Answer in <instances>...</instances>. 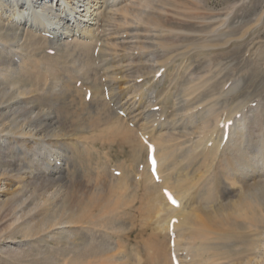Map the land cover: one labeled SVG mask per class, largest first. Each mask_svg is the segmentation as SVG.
Returning <instances> with one entry per match:
<instances>
[{"label":"rangeland","instance_id":"1","mask_svg":"<svg viewBox=\"0 0 264 264\" xmlns=\"http://www.w3.org/2000/svg\"><path fill=\"white\" fill-rule=\"evenodd\" d=\"M137 3L134 7H128L129 12L127 16H130L133 19L135 24V27L131 26L134 28L133 30H135L136 33L141 32L142 34L140 37L136 36L137 39L135 38L133 40L134 44H121L120 48L128 46L129 48L127 47L124 49H131L128 50V52L131 51L132 53L129 52L126 54L131 55L130 60L132 62L136 57L137 60L135 59L133 63L146 62L148 59L149 61H147L150 62L149 64H154V62H162L166 58L174 56V58H169V63L171 61L172 66L170 64L168 65V68H170L164 73L165 75H157L158 71L157 73L154 71V69L157 70L156 67L152 68V71L148 70L151 68L147 66L140 69L136 68L137 70H133V68L127 72L125 71V73L123 71L126 69L120 70L116 77H120L119 79L128 78L133 80L137 76L145 75L143 79H146L149 83L152 82L150 84H152L154 95L150 96H154V100L156 96L160 98L161 95H167L166 101L168 103L166 102L164 108L161 107V109L163 108L162 110H165V112L162 113H164L165 116L167 115V119L171 120L175 118L177 119V122H180L182 119L184 120L187 117L186 115L190 117L195 111H197L195 114L199 117L201 111H203L201 113L205 114L208 108H213L214 106H216L217 110H223L220 112L222 116L220 115L219 119H225L228 117L226 113L228 112L227 114H229L234 107H236L237 103H243V108L240 110L236 109L239 113H236V117L234 116V119H232L233 121L231 122H236L235 119H240V116H248V130L245 132V137L247 138L246 142L249 141V135L252 133L254 134L256 131L261 132L260 138H262L264 135V131H261L264 128V0H147L145 2L139 1V3ZM5 25L0 22V31H2L0 32V35L3 37L2 40L5 43L7 42V45L9 44V46L11 41H13V44L10 46L12 48L11 54L6 53V51L0 48V67L2 68L3 65L4 68L2 71L3 74H0V95L2 94L1 97L5 98L2 100L0 97V102L1 100H6L7 97L11 96L12 92L18 89L25 93V95L27 94L26 96L32 97L30 99L32 100V104H38V107L47 110L48 107H50V110L57 114L59 121L62 123L63 131L73 135L74 142L79 148L76 151L75 158H72L73 161L71 160V165L73 164L72 166L74 167L70 169L71 171H69L68 174L70 185L68 184V187H61L62 189L58 188L55 196L57 198L53 196L54 200H50V202H54V204H51L48 201V204H40L42 206L38 208L36 206L39 204L37 203V205L34 202L24 204L26 205L25 207L20 206L18 208V204L21 201L17 203L14 196L9 191L4 195L3 199H6L5 201L7 202L5 206H0V224L2 225L0 226V264H113L112 262L117 264H165L162 245L165 243L170 249L173 242L171 239H168L170 237H167L166 239L164 235L161 234L156 236L154 233L156 225L154 224L150 226V222H152V224L155 223V215H151L154 212L150 209L152 204L151 201H149V198L152 197L153 193L151 192L152 195H150L151 193L149 191L151 190H147V188H149L148 183L142 178V173L144 172L143 168L149 166L148 144L152 143V138H154V136H147V138L144 139L142 133L139 132L140 129H138L135 124L131 125L129 121H127L128 117L114 106L110 101V97L108 98L107 93H109L110 90L106 81L108 73L105 71V67L107 66L102 67V63L97 59V51L95 50L96 46H94V51H92V49H89L88 47L86 48L72 43L71 45H66L62 51L56 52L55 54L52 46L48 44L45 39H37L38 36H36V33L31 30H27L20 26H18V28L17 25ZM151 33H154L155 35ZM17 39H20V41H15ZM135 44L136 49H133L135 48ZM15 47H17V49L19 47L20 50L18 49V51H16ZM97 48L98 47H96V49ZM138 48L140 51H138ZM19 51H21V53ZM147 51L149 54H147ZM187 51L192 54L188 55V53H186ZM180 53H184L186 56L178 58V54ZM132 56L134 57L132 58ZM141 56H143L142 59H140ZM154 56L159 59L152 58ZM127 58L128 57H126L125 54H122L118 60L122 59L121 61L119 60L120 62H131ZM10 60L14 61L12 62ZM118 60L115 59L116 63L114 62L115 64H111V66L119 65L120 62ZM9 61L11 63H9ZM8 69L9 74L7 73ZM131 71L134 73L133 75L130 74L132 73ZM6 77L8 79H6ZM173 80L175 84L172 82ZM144 83L141 82V85L139 84V86L136 87L135 85H138V83L131 84L135 88L132 87V91L134 92L138 89H144L143 87H146ZM232 85L234 90H232ZM237 85L240 86L238 87ZM192 87L194 89H192ZM226 90H228V93H225L227 92ZM181 91L186 95L181 93ZM5 92H7V94L3 95ZM95 96L96 98H94ZM247 99L249 101H247ZM214 100L216 101L214 102ZM226 100L228 101L226 102ZM171 103L175 106L171 105ZM197 104L199 107H197ZM201 105H203V107L206 106V108L203 109ZM172 106L174 107L172 108ZM200 108H202V110H200ZM227 108L228 111L225 110ZM180 110L181 112L178 113ZM123 118L124 120H127L124 121ZM120 119L126 123L129 130L133 129L130 130L132 135L130 136L128 134V138L126 136L127 132L125 133L124 131L126 128H122V125L124 124L120 122ZM238 119L237 122L240 123ZM194 131H196V129L193 130L191 128L185 129L184 127H179L175 131L176 134L179 135L177 136L179 139L176 137L177 140L174 139L170 142L171 144H169L175 148L177 147L176 154L178 155L177 157L175 156V158L179 160L178 162L182 165L179 166L181 169L179 172L181 171L184 173L180 172L181 175L183 174L184 178H191L190 180L188 179L186 183L184 182L182 186L187 187L188 184L189 188H192L191 190L189 189L190 194L192 192L194 194L196 193L195 195L198 197V199H196L197 207H195L199 210L202 209L203 211L202 207H204L205 210L206 204L205 201H203V198H201V195L204 194L202 197H205L209 193V189L212 185L215 187L213 188L215 190L214 192L219 193H214V205L216 202H226V200H230L234 195H237L240 192L239 188L235 191H227L229 185L225 181L226 173L223 167L227 165V157H231L232 161L236 164L238 161H241V158H239V160L233 159V151L228 146L230 138H228L227 142H223L225 136H221L218 141L221 143L222 150H220V153H222V151L223 153L219 159L212 163L211 158H208V156L205 158V151L195 144L198 142V136L191 135L193 139H191V136H188ZM177 132L180 133L178 134ZM157 134H155V137ZM181 136H183V138ZM253 136L255 139L257 138V135H252V137ZM93 138L95 140H93ZM257 140L258 138L255 141ZM256 144L257 143L253 142L251 144V149H257L258 146ZM192 149L193 152H189V150ZM246 149L248 150L247 147H243L242 151H245ZM195 150L197 152H195ZM190 155L192 156L190 157ZM189 161H192L193 163H190ZM205 161L211 162H208L210 165ZM143 163H145L146 166ZM221 164H223V166ZM199 167L200 169H198ZM214 176L216 178L218 177L219 180L218 178L215 180ZM208 182H210V184ZM39 184L41 185L40 188L38 187ZM42 184L45 185L44 180L38 182V186L34 187L35 189L37 188V190L33 188L35 194L37 193V195H40L42 193ZM128 184L134 186L130 185L131 187H128ZM122 185H125L126 188ZM205 185L206 189L204 188ZM201 187L205 190L208 189V191L204 193L205 190L203 189L204 191L202 193ZM195 188L201 190H198L197 192L192 191L193 189L195 190ZM124 189L126 191H123ZM115 190L121 192L120 194H122V196L128 197V199L126 197L124 199V197L120 196L122 200L126 201L127 199L125 202L126 204H124L122 200L121 202L117 201L120 200V197L118 196L119 192H116ZM134 190L136 193L133 192ZM75 192L76 194H73ZM263 192L264 191L260 189L259 193L261 197L262 195L264 196ZM127 193L128 196L124 195ZM193 193L191 195L194 196ZM108 195L113 198V200H111L110 197L108 198ZM11 196L14 198L13 200H11ZM63 198H65V200ZM115 198H118L116 200L118 206V203H121L119 207L120 210L116 207ZM129 198H131L133 202H131L126 208L124 206H127L129 203L128 201H131ZM93 200L99 205V209L102 208L104 211L107 209L105 216L101 217L104 211L102 213L99 212L102 210H99L98 207L97 209L95 208L96 204ZM90 201H92V204ZM105 201L107 202L106 205ZM112 201L115 203H112ZM143 201L144 203L146 201V204H144ZM108 202L114 204V206L116 205V208L112 204L110 206H113V209L110 208ZM90 204L95 205L92 208ZM132 204L135 205L130 206ZM211 204L208 206L209 208L214 206ZM91 208L92 210L95 208V210L92 211ZM109 208L110 210H108ZM129 208L131 210H135L136 208L139 209L137 211H131ZM21 209L23 211L22 213ZM25 209L26 211H24ZM143 209L146 211H141ZM14 210L15 213H13ZM111 210L118 211V214H116V211L111 212ZM80 211L84 212V214ZM108 211L117 216L108 215ZM48 212H50L49 215ZM119 212L122 215H120L121 217L119 216ZM145 212H148L149 214ZM98 213H101V215ZM14 214H19L21 216L19 218L18 215ZM199 214L200 213H198V215ZM77 215H79V217H77ZM143 215L146 216L147 220H145ZM54 216L59 219H56ZM114 216L121 220H116V218H114L115 220L110 219ZM200 216L201 215L197 216L198 219ZM82 217L83 220H80ZM148 219L150 220L148 221ZM142 220H145V224ZM74 221L77 222L75 223ZM62 223L64 224L61 225ZM65 223H68L69 228L66 227L67 225ZM34 224L38 225L37 229ZM40 224L42 227L46 224L45 227L47 231L45 227L43 229L40 228ZM54 224L55 226H53ZM28 225H31L30 229H32L30 231H27L29 227ZM147 225L150 226V228ZM38 228L39 230L42 229L39 233H37ZM31 231L33 233H30ZM47 233L54 236V240L52 237L49 238ZM156 239L157 242L155 241ZM151 244L154 245V247ZM110 247L112 250L109 249ZM113 248H115V250ZM157 249H159V251ZM117 251L120 252L117 253L119 255H116ZM152 255L155 257L157 256V258H154ZM172 258L173 255L171 252L170 260L171 264H174ZM141 259L143 261H141ZM107 261H111V263H108Z\"/></svg>","mask_w":264,"mask_h":264},{"label":"bare ground","instance_id":"2","mask_svg":"<svg viewBox=\"0 0 264 264\" xmlns=\"http://www.w3.org/2000/svg\"><path fill=\"white\" fill-rule=\"evenodd\" d=\"M139 1L145 2L147 0H0V22L4 25L6 24L5 26L17 25V27L20 26V27L26 28L27 30L28 29L31 30L32 32L36 33V36H38L37 39H39V38L45 39L48 42V44H50L52 46L55 54H56V52L62 51L64 49V47H66V45H71L72 43L79 45V46H84L86 48L88 47L89 49H92V51H94V46L98 47L97 49L95 47V50L97 51V59L100 60V63H102V67L107 66V67H105L106 68L105 71L108 73V75L106 74L105 71L104 72L107 75L106 81L108 83V88L110 90V92L107 93L108 98L110 97V101L114 104V106L117 109H119L121 113H124V115L128 117V120L127 119L126 120L129 121V123L131 125L135 124V126H137L138 129H140L139 132L142 133V136H144L143 137L144 139L147 138V136H154V138H152V143H149L148 145H149V148L151 145L154 146V148H155V155H156V159H157L156 173H157L158 180H156V178L150 173V163H148L149 164V166L147 165L148 167L143 168L144 172L142 171L143 172L142 178L144 179L145 182L148 183L149 188H147V190L150 189L151 191H149V192L153 193V195H152V193L150 194V195H152V197L149 198V201H151L152 205L150 204L151 208H150V206H149V208L154 212L151 215H155V218H154L155 223L152 224V222H150L151 223L150 226L154 225V224L156 225V227L154 229V233L156 234V236L161 234V235H164V237L166 239H167V237H170L168 239L172 240L173 245L171 246L170 249H171V252L173 255V258H172L173 263L175 261H177L178 264H264V196L262 195V197H261L260 193H259L260 189L262 191H264V135L262 136V138H260L261 132L256 131L254 134L251 132L252 134L249 135V137H248L249 141L246 142L247 138L245 137V132L248 130V122H249L248 118H247L248 116L247 117H246V115L240 116L241 117L240 119H238V118L235 119L236 122H231V121H233L232 119H234L233 117L236 115V113H239V112H237L236 109L240 110L241 108H243L242 107L243 103H237V105L235 104L236 107H234V109L231 112L229 111L230 112L229 114H227L228 112L226 113V115H228V117H226L225 119H219L220 115H221L220 112H222L223 110L222 111H221V109L217 110L216 106H214L213 108H208V110L206 109L207 111L205 110L206 111L205 114L201 113V112H203V111H201L199 117L197 114H195V112H197V111H195V112H193V115H191L190 117L188 115H186L188 118L185 116L186 118L184 120L182 119L180 122L179 121L177 122V119H175V118L171 119V120L167 119L166 118L167 115L165 116V114L162 113V112H165V110H162V109L164 108V105H166L167 95H165V96L161 95L160 98L156 96V98L154 100H153L154 96H150V95H154V92L152 90V84H150L152 82L149 83L148 81H146V79H143V77H145V75L137 76L133 80L128 79V78H127L128 80L126 78L123 79L122 77H121L122 79H119L120 77H116V75H118V73H119L118 71H120V70L126 69L123 71L125 73V71L127 72L128 70H132L133 68H134L133 70H135L136 68L140 69V68L147 67V66H149V68H151L148 70H152V71H153L152 68L156 67L157 70L154 69V71L156 73L158 71L157 75L158 74L165 75L164 73L167 71V69L170 68V67L168 68V65L169 64L171 65V61L169 63V58H174V56H172V57L170 56V57L166 58L164 61L157 62V63L154 62V64H149L150 62H148L149 61L148 59H147L148 61L146 60V62L133 63L134 60L136 59V57L132 62L130 60L131 55H127L129 52H131V51L128 52V50H131V49H128V50L126 49L127 51L124 49V48H127L128 46L127 47L124 46L123 48H120L121 44L129 45V44L134 42L133 40L135 38L137 39L136 36L140 37V35L142 34L140 32L141 29L139 30L140 33H136L135 30H133L134 28L131 27V26L135 25L133 22V19L130 16H127L128 12H129L128 7H134L137 2L139 3ZM126 28H127V30H126ZM0 32H2V31H0ZM161 33H163V32H161ZM5 34H3V35H5ZM147 34H144V35H147ZM151 34H154V33H151ZM2 38H3L2 35H0V48L2 50L6 51V53L11 54L12 48L10 46H11V44H13V41H11V44L9 46V44L7 45V42L6 43L3 42ZM14 39H16V38H14ZM145 40H146V38H145ZM7 41H10V40H7ZM15 41H20V39H17ZM157 43H158V41H157ZM138 44H140V43H138ZM23 45H21V46H23ZM158 47H159V45H158ZM15 48H16V51H18V49L20 50L19 47H18V49H17V47H15ZM139 48H138V51H140ZM133 49H136V44H135V48H133ZM13 50H15V49H13ZM158 50H159V48H158ZM21 51H19V52L21 53ZM142 51H144V50H142ZM188 51L186 53H188ZM193 51H195V50H193ZM20 53H19V56H20ZM156 53H157V51H156ZM122 54L123 55L125 54V56L128 57L127 59H129V61H131V62H120L122 59L121 60L119 59L120 60L119 61L118 58L120 56H122ZM147 54H149L148 51H147ZM189 54H192V53H188V55ZM158 55H160V54H158ZM178 55H179L178 58L179 57L182 58V57L186 56V54H184V53L183 54L180 53ZM15 56H17V55H15ZM152 56H153V54H152ZM133 57L134 56H132V58ZM142 57L143 56H141L140 59H142ZM152 58L156 59L158 57L154 56ZM176 58H177V55H176ZM115 59H117L120 62L119 65L117 64V66H111V64L113 65L116 63ZM149 59H151V58H149ZM123 60H125V59H123ZM144 60H145V57H144ZM185 60H186V58H185ZM10 61H12V60H10ZM10 61H9V63H11ZM7 62H8V60H7ZM22 63H23V61H22ZM151 63H153V62H151ZM6 64H8V63H6ZM12 64H17V63H12ZM172 64H174V63H172ZM17 67H18V65H17ZM78 67H79V65H78ZM12 68H11V70H12ZM3 69L4 68L2 65V68L0 67V71H1L0 74H3V72H2ZM7 73L9 74V69H8ZM7 73H6V76H7ZM179 73H180V71H179ZM11 74H12V72H11ZM120 74L122 75L121 72H120ZM130 74L133 75L134 73L132 72ZM147 74H149V73H147ZM3 78H4V76H3ZM182 78H180V79H182ZM197 78H199V77H197ZM6 79H8V78L6 77ZM196 80H198V79H196ZM6 82H8V81H6ZM141 82H143V83L145 82L144 84L146 87H143L144 89H138V90L133 92L132 91L133 86L131 84L138 83V85H135V87H136V86H139V84ZM160 82H162V81H160ZM172 82H174V80ZM214 82H212V83H214ZM242 82H243V80H242ZM215 83H217V82H215ZM174 84H175V82H174ZM194 85H196V84H194ZM217 85H219V84H217ZM199 86H200V84H199ZM231 87L233 88V85ZM167 89H170V88H167ZM192 89H194V88L192 87ZM232 90H234V88ZM191 91H193V90H191ZM226 91L227 92H225V93H228V90H226ZM230 91H231V89H230ZM1 92H3V91H1ZM181 93H183V92L181 91ZM231 93H233V92H231ZM6 94H7V92H5V94L3 93V95H6ZM163 94H164V92H163ZM1 95H0V97H1ZM26 95H25V93H23L17 89L16 91L12 92L11 96L7 97L6 100L2 101L5 98L1 97L2 100L0 102L1 103L0 104V118H1L0 119V206H5L7 201H5L6 199L4 200L3 198H4V195L8 191L12 193V195L14 196L15 201H17V203H19L21 201L18 204V208L20 206L25 207L26 205H24V204L34 203V202H35V204H37V203L39 204V205L37 204L38 206L35 205L36 207L39 208L40 206H42L40 204H48L51 199L54 200L53 196L54 197L56 196L58 188L60 189L61 187H66L68 184L70 185V182L68 179V174H69V171H71L70 169L72 167H74V166H72L73 164L71 165V160L73 161V159L75 158L74 156L76 154V151L79 148V147H77V144L74 142V139L72 137L73 135H70L69 133H65V131H63L62 123L59 121L57 114L54 111L50 110V107H48V110H47L45 108L43 109V108L38 107L37 106L38 104L37 105L32 104V100H30L32 97H28ZM99 95H100V93H99ZM155 95H158V94H155ZM184 95H186V94H184ZM225 95H223V96H225ZM168 96H169V94H168ZM227 97H225V98H227ZM94 98H96V96ZM148 98H149V100H148ZM219 99H221V98H219ZM219 99H216V100H219ZM183 100H185V99H183ZM216 100H214V102ZM224 100H222V101H224ZM227 101L228 100H226V102ZM247 101H249V100L247 99ZM218 104H220V103H218ZM171 105H174V104L171 103ZM174 106H172V108ZM161 107H163V108L161 109ZM197 107H199L198 104H197ZM201 107H203V105H201ZM204 108H206V106H204L203 109ZM200 110H202V108H200ZM225 110L228 111V108ZM179 112H181V110L178 111V113ZM160 113H162V114H160ZM238 115H240V114H238ZM237 117H239V116H237ZM237 119L240 121V123L237 122ZM123 120H124V118H123ZM126 120H124V121H126ZM115 121H116V119H115ZM120 122L124 124V125H122L123 126L122 128H126L124 131H125V133L127 132L126 136L128 138V134L130 136L132 135V132L130 130H133V129L129 130L128 126L126 125L125 122H123L122 120ZM124 126H126V127H124ZM227 126H229L228 130H227ZM179 127H184L185 129L191 128L193 130L196 129V131L192 132L188 136H191V135L196 136V137L198 136L197 137L198 142H196L195 144H197L199 148H201L205 151L204 152V154L206 155L205 158H207V156H208V158H211L212 163L214 161H216L217 159H219L221 154L223 153V151H222V153H220V150H222V149H221V143L218 140H220L221 136H225L228 133L229 138H230L228 146L233 151V153H232L233 159L239 160V158H241V161H238V163L236 164L232 161L231 157H227V165L224 166L223 169H225V173H226L225 181L229 185L228 186L229 188H227V191H235L236 189L239 188L240 192L237 195H234V197H232L228 201L225 199L226 202L220 201L219 203L216 202V204L214 205V203H215L213 201L214 200V193H216V194H219V193L214 192L215 190L213 188H215V187H213V185L211 184L212 186L209 189V193L205 197H202L204 194L201 195V198H203V201H205V204H206L205 210H204V207H202L203 211H202V209L199 210L196 208L197 207L196 206V199H198V197L195 195L196 193L194 194L192 192L194 194V196L191 195L192 193L190 194L189 189L191 190L192 188H189L188 184H187L188 188L182 186L184 184V182L186 183L189 178L188 177L184 178L183 177L184 173L180 171L181 173H183L181 175V173L179 172V170H181L179 166H182V165H180V162H178L179 160H177L175 158V156L177 157V155H178V154H176L177 147L175 148V147L170 145L171 144L170 142H172L174 139L177 140V138H178L177 136H179V135H177L175 131ZM260 129H262V128H260ZM135 131H138V130H135ZM252 131H254V130H252ZM261 131H264V128ZM155 134H157L156 137H155ZM188 134H189V132H188ZM252 135H257L256 137L258 138V140L255 141L257 138L255 139V137L254 136L252 137ZM181 137L183 138V136H181ZM88 139H89V137H88ZM189 139H190V137H189ZM191 139H193V137ZM93 140H95V139L93 138ZM253 142L257 143L256 144L258 146L257 149H254V150L251 149V144ZM192 144H194V143H192ZM80 145H82V144H80ZM93 147H94V145H93ZM243 147H247L248 150L246 149L245 151H242ZM80 148H81V146H80ZM183 148H182V150H183ZM198 150H200V149H198ZM189 152H193V149L189 150ZM195 152H197V151L195 150ZM184 153H187V152H184ZM198 154H199V152H198ZM191 156L192 155H190V157ZM108 161H109V159H108ZM209 161H207V162L205 161V162L208 165H210L209 163H211V162H209ZM141 162H142V160H141ZM189 162L191 163L192 161H189ZM145 163H143V164L145 165ZM204 163H202V164H204ZM75 165H76V163H75ZM221 165L223 166V164H221ZM198 169H200V167ZM137 170H138V168H137ZM136 173H137V171H136ZM123 175H122V178H123ZM139 175H140V173H139ZM215 176H216V174H215ZM176 177H177V180H176ZM217 178L215 177V180ZM43 180L45 182V185L42 184L43 185L42 193L40 195H37V193L36 194L34 193L35 192L34 187L38 186L37 185L38 182H40V181L42 182ZM218 180H219V178H218ZM119 183H117V184H119ZM194 183H196V182H194ZM208 183L210 184V182H208ZM133 184H134V182H133ZM217 184H218V182H217ZM130 185L128 187L134 186V185H131V186ZM40 186L41 185L39 184L38 187L40 188ZM122 186H124V188H126L125 185H122ZM140 186H141V184H140ZM207 186H209V185H207ZM193 187H195V186H193ZM199 188H198V190H201ZM204 188L206 189V185L204 186ZM204 188H202V193L205 190ZM35 190H37V188ZM198 190H197V188H195V190L193 189L192 191L197 192ZM123 191H126V190L124 189ZM206 191H208V189L205 190L204 193H206ZM39 192H41V191H39ZM116 192H119V191H116ZM133 192L136 193L135 190ZM65 193H67V192H65ZM69 193H71V192H69ZM120 193L121 192H119V195L118 194L117 195L119 197L120 196L124 197V199H125L126 196H122V194H120ZM144 193H145V191H144ZM166 193H170L171 197L174 200L178 201V206H174L170 203L169 196L166 195ZM73 194H76V192ZM145 194H143V195H145ZM263 194H264V192H263ZM124 195L128 196V193L124 194ZM133 195H135V194H133ZM129 196H130V194H129ZM60 197H59V199H60ZM109 197L110 196L108 195V198ZM114 197H115V195H114ZM121 197L119 198L120 200H117L118 198L117 199L115 198L116 205H117V201L121 202V200H122ZM11 198H12V196H11ZM14 198H12L11 200H13ZM55 198H57V197H55ZM126 198L128 199V197H126ZM141 198H142V196H141ZM63 199L65 200V198H63ZM110 199L113 200V198H111V197H110ZM127 199H126V201H127ZM129 199H131V198H129ZM108 201H110V200H108ZM122 201L124 202V204H126L125 200H122ZM134 201H135V199H134ZM90 202L92 204V201H90ZM115 202L112 201V203H115ZM128 202H127L128 203L127 206H124V207L127 208L129 206V204H131V202H133V201L131 199V201H128ZM147 202H148V199H147ZM52 203L54 204V202H52ZM94 203H95V201H94ZM106 203L107 202L105 201V205H106ZM108 203H109L108 206L110 208H112L114 206V204H112L110 202H108ZM143 203H144V201H143ZM211 203L214 206H212V208L210 207L211 208L210 209L208 206H210ZM95 204L91 205L92 208ZM111 204L113 205L112 207L110 206ZM118 204H119V206L115 205L117 208L120 207L121 203H118ZM144 204H146V201ZM198 204H200V203H198ZM97 205L98 204L95 205V208L97 209V207H98V209H99V205L98 206ZM101 205H102V203H101ZM133 205H135V204H132L130 206H133ZM200 206H198V207H200ZM59 208H58V210H59ZM92 208H91V210H92ZM95 208L93 210H95ZM110 208L108 210H110ZM100 209L102 210V208H100ZM138 209L136 208L135 210L137 211ZM15 210H16V208H15ZM15 210L13 213H15ZM106 210L104 211V209H103L102 211H99L101 213L104 211L103 212L104 215H103V213H102V215H101V213H98V214H100L101 217L105 216ZM118 210H120V208ZM135 210H131V211H135ZM146 210H147V207H146ZM146 210L143 209L141 211H146ZM24 211H26V209ZM113 211H116V210H111V212H113ZM17 212H18V210H17ZM22 212L23 211L21 209V213ZM117 212L118 211H116V214H118ZM149 212H150V210H149ZM49 213L50 212H48V215H49ZM54 213H56V212H54ZM81 213L84 214V212H81ZM109 213H110V211H108V213H107L108 215H111V216L115 215L114 213H112V214L111 213L109 214ZM145 213H148V212H145ZM198 213H200L199 215H201L199 219L197 217V216H199ZM14 215H18L19 218L21 216L19 214H14ZM33 215H34V213H33ZM120 215H121V213L119 214V216ZM115 216H117V215H115ZM115 216L110 218V219L115 220L114 218H116V220H117L118 218ZM15 217H17V216H15ZM25 217H26V215H25ZM77 217H79V215H77ZM77 217H76V220H77ZM144 217H145V220H147L146 216H144ZM55 218L59 219L57 217H55ZM107 218H108V216H107ZM150 219H148V221ZM47 220H48V218H47ZM80 220H83V217ZM96 220H97V218H96ZM145 220L144 221L142 220L144 222V224H145ZM39 221H40V219H39ZM43 222H46V221H43ZM56 222H58V221H56ZM41 224L39 226H41L40 228L43 229L46 224L43 225L44 227H42ZM63 224L64 223H62L61 225H63ZM69 224H71V223H69ZM146 224H147V222H146ZM34 225L37 229L38 225H36V224H34ZM66 225H67L66 227L69 228L68 223ZM0 226H2V225L0 224ZM28 226H27L28 227L27 231H30L32 229V228L30 229L31 225H28ZM53 226H55V224ZM150 226H148V227L150 228ZM32 227H34V226H32ZM71 227H72V225H71ZM114 227H116V226H114ZM148 227H146V228H148ZM42 229H40V230H42ZM45 229H46V227H45ZM59 229H60V227H59ZM62 229H64V228H62ZM40 230L38 228L37 233H39ZM46 231H47V229H46ZM115 232H116V230H115ZM30 233H33V232L31 231ZM49 233H47V235H49ZM28 234H29V232H28ZM48 237L49 238L52 237V239H53L54 236L49 235ZM151 241H152V239H151ZM155 241L157 242V239ZM158 241H159V239H158ZM81 242H83V241H81ZM115 244H117V243H115ZM159 244H160V242H159ZM152 246L154 247V245H152ZM162 246H163L162 251L164 253L165 264H171L170 249H169V247H167V245L165 243ZM102 247H103V245H102ZM109 249L112 250L111 247ZM113 249L115 250V248H113ZM157 250L159 251V249H157ZM117 253H120V252H118V251L116 252V255H119ZM112 256H115V255H112ZM153 257L157 258V256L156 257L153 256ZM141 261H143V260L141 259ZM107 262L111 263V261L110 262L107 261ZM112 263L117 264L115 262H112Z\"/></svg>","mask_w":264,"mask_h":264},{"label":"snow or ice","instance_id":"3","mask_svg":"<svg viewBox=\"0 0 264 264\" xmlns=\"http://www.w3.org/2000/svg\"><path fill=\"white\" fill-rule=\"evenodd\" d=\"M166 195H168V196H169V199H172V197H171V194H170V193H166ZM172 202H173V203H175V201H174V200H172Z\"/></svg>","mask_w":264,"mask_h":264}]
</instances>
